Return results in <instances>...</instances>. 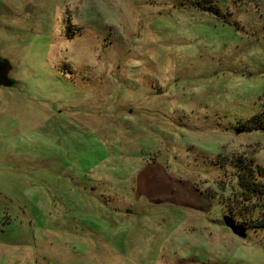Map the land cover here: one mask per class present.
<instances>
[{
	"label": "rangeland",
	"instance_id": "obj_1",
	"mask_svg": "<svg viewBox=\"0 0 264 264\" xmlns=\"http://www.w3.org/2000/svg\"><path fill=\"white\" fill-rule=\"evenodd\" d=\"M0 53V264H264V0H0Z\"/></svg>",
	"mask_w": 264,
	"mask_h": 264
},
{
	"label": "trees",
	"instance_id": "obj_2",
	"mask_svg": "<svg viewBox=\"0 0 264 264\" xmlns=\"http://www.w3.org/2000/svg\"><path fill=\"white\" fill-rule=\"evenodd\" d=\"M207 10L217 15L220 14V9L217 6H208ZM245 124L253 130H264V111L256 114L252 120L246 121ZM218 163L222 165L223 161L219 160ZM234 164L238 170V184L245 202V209L251 210V212H254L253 210L256 207L262 209L261 214L256 216L254 213L243 215V223L247 227L264 228V169L258 167L252 159H247L243 156L238 157ZM232 212L235 213L234 210Z\"/></svg>",
	"mask_w": 264,
	"mask_h": 264
},
{
	"label": "water",
	"instance_id": "obj_3",
	"mask_svg": "<svg viewBox=\"0 0 264 264\" xmlns=\"http://www.w3.org/2000/svg\"><path fill=\"white\" fill-rule=\"evenodd\" d=\"M13 65L10 60L2 56L0 53V86L14 87L17 80L11 76ZM224 222L236 235L245 238L247 237V226L239 224L237 220L231 216H224Z\"/></svg>",
	"mask_w": 264,
	"mask_h": 264
}]
</instances>
